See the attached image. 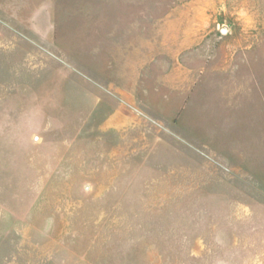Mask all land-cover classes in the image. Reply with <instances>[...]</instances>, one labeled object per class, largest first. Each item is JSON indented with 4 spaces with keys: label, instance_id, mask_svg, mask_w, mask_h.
I'll return each mask as SVG.
<instances>
[{
    "label": "rangeland",
    "instance_id": "rangeland-1",
    "mask_svg": "<svg viewBox=\"0 0 264 264\" xmlns=\"http://www.w3.org/2000/svg\"><path fill=\"white\" fill-rule=\"evenodd\" d=\"M262 12L0 0V264H264L244 164Z\"/></svg>",
    "mask_w": 264,
    "mask_h": 264
},
{
    "label": "crops",
    "instance_id": "crops-1",
    "mask_svg": "<svg viewBox=\"0 0 264 264\" xmlns=\"http://www.w3.org/2000/svg\"><path fill=\"white\" fill-rule=\"evenodd\" d=\"M250 48L252 50V45L246 47L245 57V177L252 184L264 187V24L261 27L260 56L257 60L259 64L255 69L249 57Z\"/></svg>",
    "mask_w": 264,
    "mask_h": 264
}]
</instances>
